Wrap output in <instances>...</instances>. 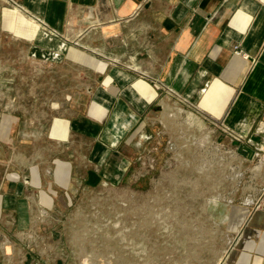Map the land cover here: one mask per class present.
<instances>
[{"label":"crops","instance_id":"obj_1","mask_svg":"<svg viewBox=\"0 0 264 264\" xmlns=\"http://www.w3.org/2000/svg\"><path fill=\"white\" fill-rule=\"evenodd\" d=\"M11 1L52 43L48 59H69L83 79L52 125L65 157L0 161V264H51L39 219L79 184L146 159L177 135L178 115L241 164H264V0ZM228 264H264V204Z\"/></svg>","mask_w":264,"mask_h":264},{"label":"rangeland","instance_id":"obj_2","mask_svg":"<svg viewBox=\"0 0 264 264\" xmlns=\"http://www.w3.org/2000/svg\"><path fill=\"white\" fill-rule=\"evenodd\" d=\"M40 31L14 2L0 0V161L66 156L52 125L83 75L69 59H48L53 45ZM186 119L178 115L177 135L145 150L141 163L131 159L109 180L79 184L39 219L51 264H228L246 219L261 207L264 164H241Z\"/></svg>","mask_w":264,"mask_h":264},{"label":"water","instance_id":"obj_3","mask_svg":"<svg viewBox=\"0 0 264 264\" xmlns=\"http://www.w3.org/2000/svg\"><path fill=\"white\" fill-rule=\"evenodd\" d=\"M241 152L249 156V158H253L255 156V151L248 146L242 147Z\"/></svg>","mask_w":264,"mask_h":264},{"label":"built area","instance_id":"obj_4","mask_svg":"<svg viewBox=\"0 0 264 264\" xmlns=\"http://www.w3.org/2000/svg\"><path fill=\"white\" fill-rule=\"evenodd\" d=\"M233 48H234V52L236 54H238V55L241 54V49H240L239 45H234ZM259 199H260V206H261L262 204H264V192L261 194V197Z\"/></svg>","mask_w":264,"mask_h":264},{"label":"bare ground","instance_id":"obj_5","mask_svg":"<svg viewBox=\"0 0 264 264\" xmlns=\"http://www.w3.org/2000/svg\"><path fill=\"white\" fill-rule=\"evenodd\" d=\"M43 36V35H42Z\"/></svg>","mask_w":264,"mask_h":264}]
</instances>
